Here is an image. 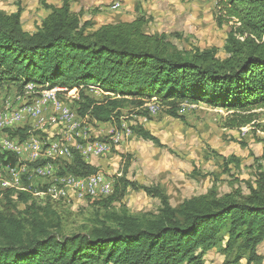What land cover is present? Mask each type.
I'll list each match as a JSON object with an SVG mask.
<instances>
[{
	"label": "trees",
	"instance_id": "1",
	"mask_svg": "<svg viewBox=\"0 0 264 264\" xmlns=\"http://www.w3.org/2000/svg\"><path fill=\"white\" fill-rule=\"evenodd\" d=\"M60 1V7L41 3L48 15L33 33L23 28L20 6L14 13L0 10V86L34 84L37 93L57 87L77 90L78 115L98 124L120 125L117 120L127 106L156 99L173 106L176 118L182 104L204 103L227 110L229 129L255 126L257 111L264 110V0H219L222 18L234 23L224 58L216 48L176 49L166 35L146 33L144 17L94 29L91 20L71 10L72 0ZM90 87L107 95L95 100L85 94ZM256 127L264 132L261 124ZM28 133V128H19L10 138L22 142ZM138 134L160 145L152 134ZM61 161L58 175L86 178L101 172L76 150L71 160ZM0 163L16 165L18 157L0 153ZM257 163L247 194L201 196L179 208L160 189L123 176L114 183V193L100 201L111 202L132 187L160 198V214L142 218L126 210L113 212L96 219L89 231L69 236L60 233L58 222L44 218L37 204L28 205L30 196L22 193L24 215L0 211V264H205L206 253L224 236L227 253L241 258L248 252L247 264L260 263L264 154ZM44 210L51 212L48 206Z\"/></svg>",
	"mask_w": 264,
	"mask_h": 264
},
{
	"label": "rangeland",
	"instance_id": "2",
	"mask_svg": "<svg viewBox=\"0 0 264 264\" xmlns=\"http://www.w3.org/2000/svg\"><path fill=\"white\" fill-rule=\"evenodd\" d=\"M31 1L35 6L31 7L29 14L23 19V27L28 32L34 31L33 25L37 28L41 19L39 11L43 10L41 3H47V0ZM10 2L13 8L6 13L16 12L18 6L28 8L25 0ZM96 3L100 4H92L93 9L88 11L89 14L102 13L112 24L144 17L147 21L146 33L166 35L176 49L189 51L199 48L204 51L216 48L221 58H224V45L230 27L234 25L222 18L219 0H97ZM116 3L120 5L113 6ZM0 88V110L7 106L12 111L22 110L31 105L40 93H37L36 88L25 93L26 87L19 88L12 84ZM57 89L56 93H64L62 87ZM92 89L95 90H87L85 94L95 100L101 101L107 95L96 87ZM59 98L84 123L87 136L92 141H108L113 136L112 131L119 133L122 125L130 129V134H125L122 143L113 147L109 154L88 161L95 163L101 173L112 179L113 188L115 182L126 176L128 181L139 186L160 189L168 197L170 205L179 208L186 200L201 196L223 197L234 192L247 194L249 185L258 173L257 160L264 154V132L256 125L264 127V110L257 111L259 118L255 126L229 129L226 127L229 113L224 108L204 103H184L176 118L171 115L173 106L153 99L141 107L127 106L122 111L123 116L117 120L120 125L117 122L98 124L88 116L78 115L80 97L77 90L65 92ZM151 106L156 107L157 112H153ZM53 115L52 107L49 106L45 110V116L49 118ZM38 126L36 120H25L14 130L7 131L5 137L10 138L11 133L19 128H28L29 138L37 137L48 143L62 140L67 132L65 128L56 131L50 126L41 131ZM141 130L156 137L160 145L144 140L138 134ZM73 139L65 138L70 142L59 141L62 146L72 149L69 148L72 157L78 144ZM0 153H5L1 132ZM55 164L60 168L62 161L58 160ZM29 176L23 175L22 180L20 177H12L10 181H19L15 187L7 189L1 186L0 191L18 192H0V211L10 209L12 213L24 215L26 205L19 197L22 193H27L30 196L28 205L37 204L43 217L58 222L61 225L60 233L66 236L89 231L96 219L113 212L126 210L133 216L152 218L159 215L162 208L160 198L132 187H127L125 195H118L111 202L83 196L79 199L76 194L71 193L66 198H56L48 194L50 183H42L35 176L30 182ZM46 206L50 207L51 212L44 210ZM226 238L224 236L206 253L205 264H247L248 252L241 253V258H238L236 252L227 253ZM258 253L262 260L253 264H264V243L259 246Z\"/></svg>",
	"mask_w": 264,
	"mask_h": 264
},
{
	"label": "built area",
	"instance_id": "3",
	"mask_svg": "<svg viewBox=\"0 0 264 264\" xmlns=\"http://www.w3.org/2000/svg\"><path fill=\"white\" fill-rule=\"evenodd\" d=\"M119 5L116 3L113 6ZM89 90L94 91L93 89ZM28 92H32V85L26 86L25 93ZM65 92L68 93L69 91L64 90ZM64 93H56V90H42L38 93L39 96H37L36 100L24 109L12 111L10 106H8V108H5V112H0L2 147H5V153L18 157L16 165L11 163L4 164L0 189L1 183L9 182L12 177H20L22 180L23 175H30V182L34 178L33 176L38 177L42 183H50V189L54 191L56 186H60L61 178H65L64 175H58V167L55 163L58 160H69V158L58 153L59 141H69L70 138L71 140L74 138L73 140H77L78 143L75 146L76 151L86 161H90L106 156L112 151L113 147L122 143L125 134L129 135L130 129L126 125H122V129L117 133V136H110L108 141H92L87 136L86 127L83 126L84 123H77V115L59 98ZM49 106L52 107L54 115L47 118L45 110ZM153 112H157V110L153 109ZM25 120H29L30 122L36 120L39 124L38 128L41 131L50 126L55 128L56 131H61V128H65L67 132L64 133L62 140L48 141V143H44L42 139L32 136L22 142L19 139L5 137L7 131L14 130ZM65 138L69 140H65ZM38 162H44V165L36 166L35 164ZM97 174L103 173L99 172ZM68 189H71V195L79 194V199H81L82 192H88L86 191L84 177L74 176V179H70V187ZM111 192L112 179L103 174V182L100 183L98 188V199L108 198Z\"/></svg>",
	"mask_w": 264,
	"mask_h": 264
},
{
	"label": "bare ground",
	"instance_id": "4",
	"mask_svg": "<svg viewBox=\"0 0 264 264\" xmlns=\"http://www.w3.org/2000/svg\"><path fill=\"white\" fill-rule=\"evenodd\" d=\"M119 8V7H118ZM116 9V8H115ZM30 85V84H29ZM28 86V85H27ZM34 89L33 85H32V90ZM51 90H56V92H58L57 88H54V89H51ZM1 88H0V96H1ZM23 93V92H22ZM21 94V93H20ZM12 100V99H11ZM8 108V106L6 107ZM152 110L155 109L157 110L156 107L154 106H151ZM0 112H5V108L4 109H1ZM77 123H81L80 119L77 117ZM117 133L118 132H115L112 131V134L113 136H117ZM129 134H130V131H129ZM70 148V147H69ZM67 148V147H64L62 146L60 143L58 145V153L59 154H62L64 155L66 158H69V160L71 159L72 157V153L70 151V149ZM5 149V147H4ZM3 152V151H2ZM4 154V153H3ZM4 169V165L3 163L0 164V171ZM1 174L2 172H0V181H1ZM30 177V176H29ZM70 179H74V175H65V178H61V182H60V186H56V188L54 189V191H51L50 189V185L48 187V194L50 195H53L55 196L56 198L57 197H63V198H66L68 196V194L71 193V189H68L70 187ZM85 181H86V191L88 192H82L81 193V196L83 197H90V198H95V199H98V188L100 186V183L103 182V175L102 174H99L97 176H91V177H86L84 178ZM21 180V179H20ZM16 182L18 183L19 181H17L16 179L14 181H10L9 182H4V183H1V186L3 188H12L13 186L15 187L16 185ZM21 182V181H20ZM22 183V182H21ZM19 184V183H18ZM16 188H20V187H16ZM46 188V187H45ZM112 192H113V185H112ZM112 192L109 194V196L112 194ZM49 195V196H50ZM48 196V197H49ZM76 196L79 197V194H76ZM47 197V196H46ZM73 198V197H72ZM59 199V198H58ZM84 199V198H83ZM61 201V200H60Z\"/></svg>",
	"mask_w": 264,
	"mask_h": 264
},
{
	"label": "crops",
	"instance_id": "5",
	"mask_svg": "<svg viewBox=\"0 0 264 264\" xmlns=\"http://www.w3.org/2000/svg\"><path fill=\"white\" fill-rule=\"evenodd\" d=\"M98 1H100V0H98ZM96 2H97V0H92V3H91V0H72L71 10L74 13H81L82 16L84 17L83 19L91 20L94 24V29H98L102 25L112 24L113 22H111L109 19H107V17L103 16L102 13H97V14L91 13L92 15L88 13L89 10L93 9V7H91L92 4L94 6L100 4V3H96ZM10 4H11L10 0H7V1L6 0H0V10L4 11V12L11 10L13 7L10 6ZM25 4L28 6V8L25 9V6L23 7L22 25H23V19L29 14L31 7L35 6V3L33 4V1H31V0H25ZM47 4L53 5L55 7H60L61 1L60 0H47ZM38 8H39V6H38ZM12 13H14V12H12ZM39 15L41 16V19L39 20V23H37V26H39L41 21L48 15V11L43 9V10L39 11ZM32 27L34 29L33 32H35L36 26L33 25ZM33 32H30V33H33ZM91 163L96 165L93 162H91Z\"/></svg>",
	"mask_w": 264,
	"mask_h": 264
}]
</instances>
